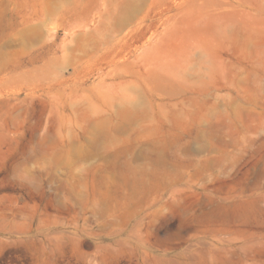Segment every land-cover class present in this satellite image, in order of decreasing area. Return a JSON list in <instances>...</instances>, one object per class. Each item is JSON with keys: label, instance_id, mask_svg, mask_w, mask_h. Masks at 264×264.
Here are the masks:
<instances>
[{"label": "rangeland", "instance_id": "374dc122", "mask_svg": "<svg viewBox=\"0 0 264 264\" xmlns=\"http://www.w3.org/2000/svg\"><path fill=\"white\" fill-rule=\"evenodd\" d=\"M0 264H264V0H0Z\"/></svg>", "mask_w": 264, "mask_h": 264}, {"label": "bare ground", "instance_id": "6f19581e", "mask_svg": "<svg viewBox=\"0 0 264 264\" xmlns=\"http://www.w3.org/2000/svg\"><path fill=\"white\" fill-rule=\"evenodd\" d=\"M137 2L133 1L129 8L128 12H132L136 7ZM131 104V103H130ZM129 105V104H128ZM125 116L129 118L137 117L138 115L146 114V111L141 107V103L139 102L136 105L126 106L125 109L122 110ZM107 129V123L103 121H96L91 126V141L94 142L98 137H101L105 134Z\"/></svg>", "mask_w": 264, "mask_h": 264}]
</instances>
